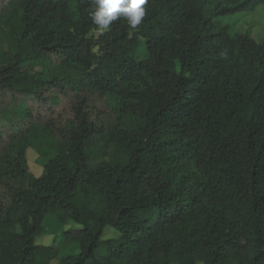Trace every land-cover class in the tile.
<instances>
[{"label":"trees","instance_id":"obj_1","mask_svg":"<svg viewBox=\"0 0 264 264\" xmlns=\"http://www.w3.org/2000/svg\"><path fill=\"white\" fill-rule=\"evenodd\" d=\"M263 3L147 0L101 31L90 0L8 1L0 264H264V39L222 21ZM49 214L78 254L37 242Z\"/></svg>","mask_w":264,"mask_h":264},{"label":"rangeland","instance_id":"obj_2","mask_svg":"<svg viewBox=\"0 0 264 264\" xmlns=\"http://www.w3.org/2000/svg\"><path fill=\"white\" fill-rule=\"evenodd\" d=\"M8 1L11 0H0V12ZM222 21L231 24L233 33L248 32L256 41H262L264 39V3L253 11L238 13L232 16H225ZM146 57L147 53L145 51V47L140 44L137 59L141 60ZM92 102V114L97 117V111H100L99 109L102 108V101L99 98H94ZM52 110V114H45V121H48L51 117H53L55 120L63 123L66 118L73 116L71 99L61 97L59 102L53 105ZM27 158L30 170L36 175L41 174L43 160L39 158L37 151L29 149ZM44 227L46 234L37 237L38 243L45 245L56 244L60 247L62 254H78L80 252V245L78 241H66V238L63 236V231L72 229L74 227L73 224L63 226L55 214H49L45 218ZM111 237H119V232L115 228L107 227L103 238ZM98 251L101 252L102 249L99 248ZM52 264H59V262L58 260H54Z\"/></svg>","mask_w":264,"mask_h":264},{"label":"clouds","instance_id":"obj_3","mask_svg":"<svg viewBox=\"0 0 264 264\" xmlns=\"http://www.w3.org/2000/svg\"><path fill=\"white\" fill-rule=\"evenodd\" d=\"M89 16L101 31L110 29L118 19L126 21L130 29H137L145 16L147 0H90Z\"/></svg>","mask_w":264,"mask_h":264}]
</instances>
